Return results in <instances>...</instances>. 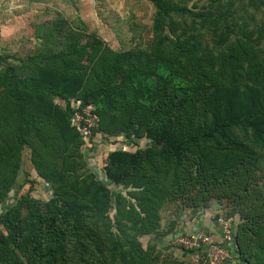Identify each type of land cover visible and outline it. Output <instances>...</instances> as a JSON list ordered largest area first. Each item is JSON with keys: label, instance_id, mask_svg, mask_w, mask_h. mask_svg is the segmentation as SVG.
I'll return each instance as SVG.
<instances>
[{"label": "trees", "instance_id": "16d2710c", "mask_svg": "<svg viewBox=\"0 0 264 264\" xmlns=\"http://www.w3.org/2000/svg\"><path fill=\"white\" fill-rule=\"evenodd\" d=\"M149 1L155 13L148 48L113 49L94 34L68 31L65 19H60L54 33L64 36L63 44L57 50L27 56L22 63L26 70L23 77L14 73L15 66L0 65V169L3 164L8 169L6 180L5 174L0 179V203L16 176L18 151L32 136L45 150L38 153L32 145L34 166L52 189L45 202L21 195L0 213V264L149 261L143 255L125 253L121 239L109 231L96 237L91 226L97 221L87 224L94 213L90 206L98 208L93 202L103 183L90 188V173L79 171L84 167L76 152L80 132L69 120L71 109L55 103V96L84 101L81 107L90 105L103 131L128 137L138 130L151 142L134 151L110 150L103 166L106 180L129 188L137 201L143 213L140 216L138 210L140 232H150L158 225V214L151 207L157 208L165 198L183 195L189 185L206 190L234 186L245 206L247 175L264 149V63L257 65L253 75L247 71L249 78L258 80L256 86L244 82L247 89L256 91L259 102L257 106L247 102L240 111L232 107V100L242 103L239 86L225 82L227 78L218 70L229 68L230 73L239 75L241 63L254 57L253 44L264 34L256 40L252 31L241 27L235 45L224 51L235 62L229 61L231 68H216L211 53L214 47L204 30L219 27L227 37L235 26L230 23L232 12L221 0ZM263 4L264 0H250L258 9ZM237 47L241 51L235 56ZM44 122L53 123L46 136L41 134ZM238 128L243 131L241 136ZM199 199L191 196L186 204L196 206ZM244 206L240 212L249 220L237 222L233 239L238 256L250 262L245 254L252 255L256 250L252 246L258 243L264 248V200ZM224 213V217L235 215ZM255 226L260 231H255ZM246 240L253 245L246 246ZM181 255L182 260L174 264H193L191 251L182 250ZM255 259L259 262L255 264H264L261 258Z\"/></svg>", "mask_w": 264, "mask_h": 264}, {"label": "rangeland", "instance_id": "374dc122", "mask_svg": "<svg viewBox=\"0 0 264 264\" xmlns=\"http://www.w3.org/2000/svg\"><path fill=\"white\" fill-rule=\"evenodd\" d=\"M33 1V3H21L17 0L16 5L9 9L6 4L1 6L0 11V65L2 68H5L7 64L15 66L17 69H14V73L21 77L26 74L22 63L27 56L37 53L38 55L45 54L51 49L57 50L61 47L64 36L54 33V27L60 19H65L64 26L66 29L69 27L68 31H78L86 36L94 34L113 49L126 50L137 47L145 49L152 43L155 8L149 0H83L82 2L81 0H40L41 3L38 0ZM221 2L225 9L232 12L230 18L233 21L230 23L235 26L233 32L227 37L221 33L219 27L214 30L213 26H210L209 29L204 30L210 47H214L211 53L214 54L216 68L223 65L230 67L229 61L235 62L231 56V58L226 57L224 51L229 45H235L234 38L241 35V27L246 32L252 31L253 39L256 40L264 34V4L261 9H258L250 5V0H221ZM238 26L240 28H237ZM85 38L81 41L83 42ZM237 49H233L235 56L241 51V48L237 47ZM251 53L254 57L250 56L247 61L241 63L243 67L239 75L230 73L229 68L218 70L220 76L227 78L225 82L229 84L233 82L239 86L237 90L242 103L232 100V107L236 111H240L247 102L256 106L259 102L256 91L247 89L244 82L248 81V85L254 86L258 84V80L249 78L247 74L257 73V65L264 63V37L253 44ZM83 84L88 85L89 82L83 81ZM54 102L64 109L66 107L71 109L72 116L70 115L69 120L72 125H75L74 112L76 109L80 110L84 101L80 102L74 97L64 99L55 96ZM51 125H53L52 122H44L41 125L43 136L47 135ZM94 127L91 135L87 137L79 131L81 143L76 152L79 153V156L77 154L78 160L84 163V167L79 171H85L83 175L86 173L91 175L90 188L96 189V184L103 183V190L98 191L99 197L95 196L96 203L93 202L94 205H98V208L90 206V208L94 207V210L91 208L94 213L91 219L87 220V224L97 221L91 226L96 237L105 236L109 231L111 235L121 239V249L125 253L131 252L136 256L148 257L149 261H146V264H174V262L179 263L183 257L182 250L172 243L173 236L177 233L198 230L199 226L205 229L210 221L215 219V216L221 217L225 211L235 212V225L239 221L249 220L240 212L244 204L241 202L243 199L240 198L239 191H233L236 187L224 185L217 190H206L198 185H189L190 189L183 195L165 198L157 208L151 207L158 214V225L150 232H140L138 230L140 207L137 201L130 194L129 188L114 186L106 180L103 166L106 154L110 150L123 148L134 151L149 146L151 142L138 130L125 137L120 132L103 131L98 122ZM236 132L239 136L243 133L239 128ZM9 136L12 137V135ZM27 142L29 143L23 144L18 151L17 173L14 181L9 185L7 196L0 203V213L14 205L21 195H30L45 202L52 193L50 182L39 175L32 160V145L40 153L45 151L43 144L37 142L33 136ZM52 143L57 146L56 142ZM5 171L8 172V169L3 164L0 169V179L5 174L4 181L7 178ZM247 176L249 193L245 206L264 200V149ZM228 178L233 179L232 176ZM191 196L200 198L196 206L186 204V200ZM90 198L92 199V196ZM139 211L140 216L143 215L141 210ZM241 216L243 218H240ZM254 230L260 231L258 226H255ZM250 234L254 238L252 230ZM259 235L261 233L256 237ZM252 243L253 241L246 240V246L250 247ZM257 245L259 244L255 243L252 246V249L256 248L252 255L245 254L250 257V262L235 252L234 264H253V261L254 264L259 263L255 257L264 260V248L262 249L260 245L256 247ZM84 264L97 263L86 262Z\"/></svg>", "mask_w": 264, "mask_h": 264}, {"label": "built area", "instance_id": "2783aa9c", "mask_svg": "<svg viewBox=\"0 0 264 264\" xmlns=\"http://www.w3.org/2000/svg\"><path fill=\"white\" fill-rule=\"evenodd\" d=\"M90 105H85L74 112V123L85 136H90L92 127L97 123L96 115L91 111ZM216 223L220 233L212 230L198 229L178 233L173 236L172 243L181 250L191 251V262L206 264H234L237 245L233 239L235 218L218 217Z\"/></svg>", "mask_w": 264, "mask_h": 264}, {"label": "crops", "instance_id": "0c3cea01", "mask_svg": "<svg viewBox=\"0 0 264 264\" xmlns=\"http://www.w3.org/2000/svg\"><path fill=\"white\" fill-rule=\"evenodd\" d=\"M21 3H27V2H30V3H33L34 1L33 0H19ZM40 2V0H38ZM37 1V2H38ZM83 0H81L82 2ZM3 2V3H2ZM16 2L17 0H0V11H1V6H7V8H11V6L13 5H16ZM41 3V2H40ZM86 5H88V3H86ZM198 229H203V228H199ZM206 230H212L214 231L216 234H219L220 233V229H219V226L217 225L216 223V220L214 219L213 221H210L209 225L207 226V228H205ZM188 231H195V230H188ZM184 232H187V231H184Z\"/></svg>", "mask_w": 264, "mask_h": 264}]
</instances>
